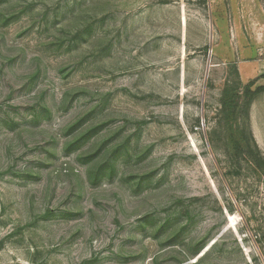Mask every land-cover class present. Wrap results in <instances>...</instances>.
Segmentation results:
<instances>
[{"label": "rangeland", "instance_id": "374dc122", "mask_svg": "<svg viewBox=\"0 0 264 264\" xmlns=\"http://www.w3.org/2000/svg\"><path fill=\"white\" fill-rule=\"evenodd\" d=\"M233 66L264 86V0H0V264H264Z\"/></svg>", "mask_w": 264, "mask_h": 264}, {"label": "trees", "instance_id": "16d2710c", "mask_svg": "<svg viewBox=\"0 0 264 264\" xmlns=\"http://www.w3.org/2000/svg\"><path fill=\"white\" fill-rule=\"evenodd\" d=\"M264 77V73L262 75ZM254 81H249L246 84H242L239 73L235 66L230 71V78H227L225 86L222 90V96L220 101L221 111L229 116L236 115L240 116V123L238 129L229 134L230 144L234 152H237L240 148L248 152L251 162L255 168L264 174V159L260 155L249 128V110L252 101L255 96L262 90L264 86H257L252 88ZM254 148V152L251 149ZM214 244V243H213ZM209 247V249L213 246ZM202 253L197 258L196 262H200L202 258L208 255V251Z\"/></svg>", "mask_w": 264, "mask_h": 264}, {"label": "water", "instance_id": "95a60500", "mask_svg": "<svg viewBox=\"0 0 264 264\" xmlns=\"http://www.w3.org/2000/svg\"><path fill=\"white\" fill-rule=\"evenodd\" d=\"M208 248V246L206 248H204V250L202 251V253Z\"/></svg>", "mask_w": 264, "mask_h": 264}]
</instances>
